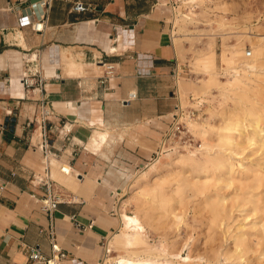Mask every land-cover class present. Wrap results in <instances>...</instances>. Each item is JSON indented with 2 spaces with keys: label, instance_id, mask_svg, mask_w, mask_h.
Returning a JSON list of instances; mask_svg holds the SVG:
<instances>
[{
  "label": "crops",
  "instance_id": "1",
  "mask_svg": "<svg viewBox=\"0 0 264 264\" xmlns=\"http://www.w3.org/2000/svg\"><path fill=\"white\" fill-rule=\"evenodd\" d=\"M43 1L0 0V264H29L21 244L51 256V225L61 264H96L122 190L181 101L179 0H51L41 32L18 26L19 15L39 19ZM23 74L42 84L25 87ZM40 99L50 107L45 130ZM38 178L62 197L51 218Z\"/></svg>",
  "mask_w": 264,
  "mask_h": 264
},
{
  "label": "rangeland",
  "instance_id": "2",
  "mask_svg": "<svg viewBox=\"0 0 264 264\" xmlns=\"http://www.w3.org/2000/svg\"><path fill=\"white\" fill-rule=\"evenodd\" d=\"M176 10L179 18L182 14L193 18L175 24L173 30L180 63L178 71L181 68L185 71L182 86L189 82L190 86L198 84L203 88L197 91L195 86L186 92L180 88V97L186 95L185 100L180 101L182 107H186L185 111L193 108L196 114L185 121L182 143L175 144L169 152L175 158L177 154L194 151L198 160L202 161L205 157L199 153L201 145L206 142L212 144L209 158L229 159L235 172L233 176L253 184L252 193L261 195L264 185L250 181L255 169L264 174V148L260 142L252 146L245 144L244 151L233 147L242 153L235 157L230 152L232 145L219 140V135L229 134L226 128L231 120L252 123L258 119L264 124V88L259 93L242 92L246 82L236 73L230 77L223 74L221 58L225 48L250 49L251 57L245 58L242 52L239 60L228 66L235 67L237 71L242 62L250 66L258 58L260 67L264 68V0H179ZM211 51L213 63L204 68V59ZM219 79L227 80L234 87L240 84L241 90L236 88L235 92L225 93L222 90L224 83H219ZM190 120L206 123L209 131L203 137L198 135L190 127ZM205 169L216 167L211 163L166 162L144 178L135 180L134 174L129 181H134V184L128 188V182L116 208L130 215L138 214L148 238H138L128 252L142 256L156 255L164 264H170L165 258L178 263L176 255L184 257L187 253L192 259L190 264H264V242L259 239L261 234L258 231L262 212L253 210V204L241 199L242 196L237 197L242 191L234 182L229 184L223 172L216 171L206 193L207 196L217 194L222 199L220 214L213 218L214 211L210 206L203 205V196L196 197L188 186L189 182L204 179L202 172ZM156 183L163 185V192L153 198L150 191H145ZM177 184L181 185V190L175 193ZM161 196L168 202H161ZM240 235L245 240L243 244L238 241ZM112 239L110 249L115 245Z\"/></svg>",
  "mask_w": 264,
  "mask_h": 264
},
{
  "label": "bare ground",
  "instance_id": "3",
  "mask_svg": "<svg viewBox=\"0 0 264 264\" xmlns=\"http://www.w3.org/2000/svg\"><path fill=\"white\" fill-rule=\"evenodd\" d=\"M188 1H192V0H188ZM191 6H193V4ZM192 19L193 18L189 14H182L181 17L179 18V13L175 12L172 22H173V25L175 24L179 25V22L181 21L192 20ZM178 50L180 51L179 47H178ZM242 52L244 53L245 50L242 51V49L239 47H236L235 49L225 48L223 50V54L221 57L224 63L223 74H225L226 76L228 75L230 77L232 74L236 73L238 75V78L240 77V79H243L246 82V86H244L243 90H241V88H239L240 84H239V87H234L233 84L228 82L227 80L221 81L219 79V83L220 82L224 83L222 85V90L225 93L229 91L235 92L234 90L236 88L237 90L239 89L244 93L247 90L253 91L254 93H259L264 88V68L260 67L258 58L255 60L254 64L250 66L242 62L240 65H238L239 69L237 71L235 67L228 66V65H231V63L239 60ZM259 52H262V51H259ZM213 56H214L213 52L211 51L209 55L205 57L204 59L205 67L204 68L210 67L209 65L213 63V60H214ZM195 86H190L189 82H185V84L182 86L184 90L183 92H186V90H193V88H196V90L199 91L203 88L202 85L195 84ZM185 97L186 95L183 94V96H181V101H184ZM180 104H181L180 106L182 107V103ZM189 123H190V127L194 129L195 132L202 137L205 135L207 131H209L207 130L208 125L204 122L190 120ZM252 124L253 126H251ZM225 126H227V124ZM226 129L229 130V134L226 133V135L225 134L219 135V140L225 141L230 146L232 145L230 152L235 157L238 156L241 152H239L238 150L237 151L234 150L233 147L234 148L236 147L240 150L244 148L245 144H247L248 146H252L256 144L257 142H260V146L264 148V124L259 123L258 119L257 121L255 122L253 121L252 123L251 122L248 123V121L246 123L245 121L243 122V120H240V121L231 120ZM247 130H251V131L247 132ZM223 132L225 133V131ZM94 139L95 138H93L92 140ZM212 147L213 145L207 142L205 143V145L203 146L201 145V148L199 149V153L205 157V159L202 161L198 160L196 153L194 151H188L186 152V154H177L175 158L172 157V153L168 151L160 155L159 157H157L155 160L145 163L142 170L135 173V180L136 178L140 179V178L146 177L150 171L158 169L159 167L164 165L166 162L168 163L169 162L170 163L188 162V163H198L199 165L200 163H203V164L211 163L213 164L214 167H216V169H210V170L205 169L202 172L204 173L203 175L205 176L204 179L202 180L199 179L198 181L188 183V186L191 188L194 195H196V197L197 195H200V196L202 195L203 205L210 206L212 208V210L214 211L213 218L218 217V215L220 214L219 207L221 206L222 199L217 194L207 196L206 193L208 191L210 183L212 182L211 178L213 177L215 172L216 171H218L219 173L223 172L224 176L226 175L228 183L232 184L234 182L238 187L237 189L242 191V194H240L241 192L238 193L239 195L237 194V197L242 196L241 199L243 198L244 201L248 203L250 202L253 204V210H259L262 212L260 221H258L260 223L258 231L261 234V237L259 239H262V242H264V193L261 195L252 193L251 189L253 187V184L246 183L245 180L240 179V178L237 179L236 177H234L233 175L235 172H234L233 164L229 159L223 158V157L216 158V159L209 158L210 150L212 149ZM229 158H230V155H229ZM254 171L255 172L250 178V181L254 182L257 185H264V174L260 173L258 169H255ZM222 177L223 176L219 177L218 179H221ZM133 184H134V181L130 182L128 184V188L131 187ZM179 190H181V185L177 184L174 192L178 193ZM148 191H150V194L154 195L153 198H155L159 194H162L163 185L156 183L149 190H146L145 193H148ZM244 195H248V196L246 197ZM159 200H161V202L163 203L168 202V199L162 196L159 197ZM118 214H119L118 228L117 230H114L112 233V237H113L112 242H114L115 245H113V248L110 249V239H107L109 253L105 254L101 258V260L99 261V264H164L158 259L159 256L158 257L156 255L150 256L149 254H147L146 256H142L139 253L128 252L129 249L133 246V244L138 240V238H145V239L148 238L147 231H146L144 223L142 222L138 214L135 213L133 215H130L124 211H120L118 212ZM259 239H257V241ZM238 241L242 244L245 242L242 235L238 237ZM176 256L179 258L178 263H175L174 261L167 259V258L165 259L169 260L170 264H190L192 263V259L188 253L184 257L180 254Z\"/></svg>",
  "mask_w": 264,
  "mask_h": 264
},
{
  "label": "built area",
  "instance_id": "4",
  "mask_svg": "<svg viewBox=\"0 0 264 264\" xmlns=\"http://www.w3.org/2000/svg\"><path fill=\"white\" fill-rule=\"evenodd\" d=\"M50 2L51 0H45L41 3V6L42 8H44L45 12L37 20H33L31 18V15L29 14L19 15L17 18L18 26L20 27L30 26L33 31L41 32L44 29V24L45 21L47 20L46 13L50 8ZM72 9L75 11H85L87 7L81 2H76L73 5ZM251 55H252V51L250 49L244 52L245 58H249L251 57ZM110 73H112V66L106 65V74L109 75ZM34 76L37 75L23 74L22 84L27 88L34 86V84L40 86V84H42L43 79L39 76L37 82L35 83V81L32 78ZM39 101H40L39 105L41 112L40 124L42 125V128L45 130L46 117L50 114V107L46 100L40 99ZM180 103H181L180 99L177 98V101L172 111L171 120L169 121L167 128L163 132V135L159 141L157 149L153 152V155L148 160V162L153 161L160 155L170 151L175 144L182 143L186 129L185 121L187 119H191L193 116H195L196 113H195V109L193 108L185 111L186 107H181ZM59 169L64 174H68L71 170L68 164H62ZM37 180L39 183H42L45 186V194L41 198L42 208L48 212L49 217L51 218L52 212L56 209L58 203H60V201L62 200V197L60 194H58V192H56L53 189V186L48 179L44 180L43 178H38ZM54 235L55 234L51 225L49 232V238L51 241V252H52L51 256L43 255L39 251L37 246L21 244V246L24 247L25 252L28 256L29 264H61V260L65 257V253L62 251L59 245L54 241L55 240ZM102 247L104 249V255L109 253L107 237L103 238ZM96 264H99V262H97Z\"/></svg>",
  "mask_w": 264,
  "mask_h": 264
}]
</instances>
